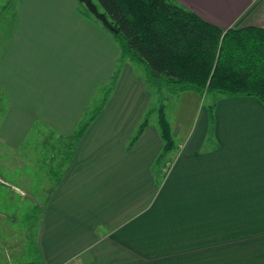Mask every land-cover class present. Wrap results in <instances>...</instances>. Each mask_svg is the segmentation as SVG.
I'll list each match as a JSON object with an SVG mask.
<instances>
[{
  "label": "crops",
  "instance_id": "crops-1",
  "mask_svg": "<svg viewBox=\"0 0 264 264\" xmlns=\"http://www.w3.org/2000/svg\"><path fill=\"white\" fill-rule=\"evenodd\" d=\"M173 1L222 31L264 29V0ZM15 2L0 35V152L33 131L73 145L113 81L117 43L77 0ZM134 66L121 65L46 204L30 199L38 264H264V103L212 95L181 139L170 125L175 149L161 158L157 119L130 145L157 109Z\"/></svg>",
  "mask_w": 264,
  "mask_h": 264
},
{
  "label": "trees",
  "instance_id": "trees-1",
  "mask_svg": "<svg viewBox=\"0 0 264 264\" xmlns=\"http://www.w3.org/2000/svg\"><path fill=\"white\" fill-rule=\"evenodd\" d=\"M93 3L116 30L110 33L117 43L121 65L128 62L142 67L150 84L192 90L201 96L253 97L264 103V29L234 27L222 31L173 0ZM212 108L208 107L210 112ZM100 110L79 126L73 149ZM156 113L162 158L175 149V144L163 108L159 106ZM147 126L148 114L130 145ZM70 157L71 152L67 160Z\"/></svg>",
  "mask_w": 264,
  "mask_h": 264
},
{
  "label": "rangeland",
  "instance_id": "rangeland-1",
  "mask_svg": "<svg viewBox=\"0 0 264 264\" xmlns=\"http://www.w3.org/2000/svg\"><path fill=\"white\" fill-rule=\"evenodd\" d=\"M15 1L0 0V35L4 36L9 31L8 20L13 17ZM81 7L91 16L83 5ZM2 25L4 26L1 27ZM115 68L114 75H118L120 61L116 63ZM134 73L136 77H141L144 70L138 67ZM116 81L114 83L113 80L110 85H99L85 116H93L105 105L104 100L112 93L110 91ZM153 85L151 86L153 107L163 108L168 124L179 133L178 139H181L183 134L191 131L211 95L201 96L192 90L182 91L176 87L170 89L159 87L157 92ZM4 100L0 93V111L4 106ZM147 114L151 122L156 121V110ZM72 148L70 141H58L54 136L37 135L33 131L29 140L17 152H0V264H38L36 235L40 213L37 208L32 207L31 200L36 198L39 205L46 204L54 186L52 182L58 178L63 162L67 160V154ZM10 167L23 173V176L13 173ZM29 179L32 183L26 184V180L29 182ZM48 183L50 184L47 187Z\"/></svg>",
  "mask_w": 264,
  "mask_h": 264
},
{
  "label": "water",
  "instance_id": "water-1",
  "mask_svg": "<svg viewBox=\"0 0 264 264\" xmlns=\"http://www.w3.org/2000/svg\"><path fill=\"white\" fill-rule=\"evenodd\" d=\"M79 3L83 4L87 9L88 13L93 16L106 30L112 33H116V30L108 23L105 15L98 11L93 0H77Z\"/></svg>",
  "mask_w": 264,
  "mask_h": 264
}]
</instances>
